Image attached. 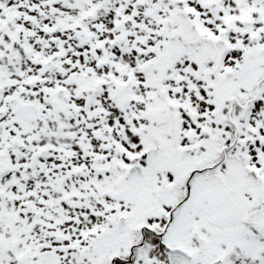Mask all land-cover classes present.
<instances>
[{
    "label": "snow or ice",
    "instance_id": "6c2138e0",
    "mask_svg": "<svg viewBox=\"0 0 264 264\" xmlns=\"http://www.w3.org/2000/svg\"><path fill=\"white\" fill-rule=\"evenodd\" d=\"M0 264H264V0H0Z\"/></svg>",
    "mask_w": 264,
    "mask_h": 264
}]
</instances>
